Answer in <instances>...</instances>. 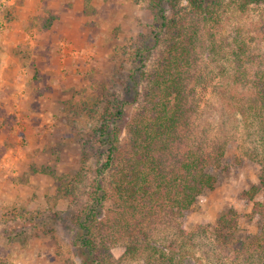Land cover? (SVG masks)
Masks as SVG:
<instances>
[{"label": "trees", "instance_id": "16d2710c", "mask_svg": "<svg viewBox=\"0 0 264 264\" xmlns=\"http://www.w3.org/2000/svg\"><path fill=\"white\" fill-rule=\"evenodd\" d=\"M147 2L153 24L121 53L132 63L123 66L129 97L114 91L79 106L76 116L94 119L86 131L77 120L72 124L81 135V165L72 176L56 175L57 190L68 200L66 220L79 233L81 263L264 264V59L247 36L221 34L229 9L244 12L264 0ZM203 57L221 75V103L241 115L254 143L247 155L259 164V184L252 190L263 197L254 201L253 212L262 222L249 238L236 235L233 208L188 231L177 219L215 184V169L226 154L225 143L209 147L192 140L201 106L198 87L209 79ZM240 83L249 84L250 92L233 91ZM128 103L134 111L123 124ZM90 153L94 168L86 167ZM162 217L175 231L157 239L152 224ZM124 240L125 252L115 258L112 248Z\"/></svg>", "mask_w": 264, "mask_h": 264}, {"label": "rangeland", "instance_id": "374dc122", "mask_svg": "<svg viewBox=\"0 0 264 264\" xmlns=\"http://www.w3.org/2000/svg\"><path fill=\"white\" fill-rule=\"evenodd\" d=\"M223 18L222 36H247L264 59V4L229 9ZM153 22L147 0H0V264H82L79 233L66 220L68 200L57 190L56 175L72 176L81 165V135L72 124L77 120L86 131L94 119L76 116L79 106L114 91L129 97L123 67L129 60L121 53ZM201 64L209 79L198 87L192 140L225 143L226 154L215 184L177 219L188 231L233 208L236 235L249 238L262 222L253 212L263 197L252 190L259 164L247 155L254 143L241 115L221 103L214 62L203 57ZM250 90L244 83L233 87L238 94ZM133 111V104L125 105L123 124ZM94 161L91 155L86 167L94 168ZM161 220L152 224L157 239L175 231ZM125 244L112 248L115 258Z\"/></svg>", "mask_w": 264, "mask_h": 264}]
</instances>
